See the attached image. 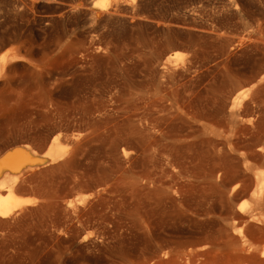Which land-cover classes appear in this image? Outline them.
<instances>
[{
	"label": "rangeland",
	"instance_id": "obj_1",
	"mask_svg": "<svg viewBox=\"0 0 264 264\" xmlns=\"http://www.w3.org/2000/svg\"><path fill=\"white\" fill-rule=\"evenodd\" d=\"M94 1L0 0V151L67 145L21 186L35 202L0 217V264H249L264 248V79L229 107L264 76V0ZM153 99L203 127L182 150L138 141Z\"/></svg>",
	"mask_w": 264,
	"mask_h": 264
},
{
	"label": "bare ground",
	"instance_id": "obj_2",
	"mask_svg": "<svg viewBox=\"0 0 264 264\" xmlns=\"http://www.w3.org/2000/svg\"><path fill=\"white\" fill-rule=\"evenodd\" d=\"M134 1V0H133ZM107 0H95L93 7L106 10ZM172 49V48H171ZM170 50V49H169ZM171 53L166 56L162 64V70H170ZM6 58L3 57L0 69L6 65ZM176 79L175 77L172 80ZM264 79L262 76L256 83L239 85L235 92L240 90L232 99L229 107L233 113L243 103L244 98ZM172 97L176 102L180 96H176V91L172 92ZM174 105V100L171 101ZM142 112V119L137 127V138L145 151L156 153L159 151L178 152L184 148L190 136L200 131L201 124L186 117L183 111L177 112L171 121L162 114L163 110L170 108L161 99L147 101ZM80 133H76L77 137ZM67 151V145L62 141V134L56 133L50 143L41 150L35 149L28 143L14 141L6 145L0 151V217H8L21 209L24 205L34 203V198H26L20 195L19 190L24 184H31L35 180L33 172L43 166L55 163L62 159ZM124 155H128L129 150L122 148ZM249 264H264V248L257 254L247 256Z\"/></svg>",
	"mask_w": 264,
	"mask_h": 264
}]
</instances>
